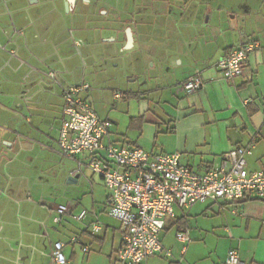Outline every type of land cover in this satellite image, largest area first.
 <instances>
[{
  "label": "crops",
  "instance_id": "obj_1",
  "mask_svg": "<svg viewBox=\"0 0 264 264\" xmlns=\"http://www.w3.org/2000/svg\"><path fill=\"white\" fill-rule=\"evenodd\" d=\"M70 40L76 54L68 53ZM249 42L259 47L244 75L224 79L217 62ZM23 69L31 86L15 96V76ZM129 71L126 86L121 76ZM197 74L204 87L189 94L183 84ZM70 78L78 81L66 86ZM82 83L91 85L84 96L93 107L98 102L104 113L109 107L134 112L130 125L142 119L133 125L137 137L124 136L122 147L179 153L181 163L199 174L222 167L227 153L245 147L252 152L246 170H264V0H0V87L10 86L2 94L8 100L23 97L28 113L22 121L18 101H0V264H54L57 242L65 244L68 264H120L123 233L109 214L110 193L97 208L79 199L58 205L59 184H50L64 179L63 171L49 170L50 159L64 157L58 144L62 92ZM102 119L110 124L108 144L118 146L111 131L119 117L108 112ZM83 161L89 163L88 155L78 156L68 180L78 176L80 182ZM199 204H205L199 215L214 221L210 231L192 235L202 241L209 238L203 232L211 234L214 249L192 243L187 250L188 243L178 241V251L166 242L173 226L176 235L189 229L188 216L175 212L160 234L171 257L163 252L145 264H226L231 250L242 264H264V200L249 195L235 203ZM60 205L69 213L55 222ZM84 209L87 217L76 221L73 215ZM94 226L101 228L95 235Z\"/></svg>",
  "mask_w": 264,
  "mask_h": 264
},
{
  "label": "built area",
  "instance_id": "obj_2",
  "mask_svg": "<svg viewBox=\"0 0 264 264\" xmlns=\"http://www.w3.org/2000/svg\"><path fill=\"white\" fill-rule=\"evenodd\" d=\"M258 47L249 42L222 57L217 67L223 78L242 77L250 55ZM183 87L187 93H195L204 87V80L197 74L187 79ZM90 88L89 83H82L63 90L58 144L64 156L88 155L87 168L103 179L110 193L109 214L121 223L123 240L117 251L120 264H145L163 252L171 257V251L164 250L160 234L167 221L175 217L176 208L188 210L207 201L235 203L249 195L264 200V170H246L250 148L231 150L222 167L199 174L181 163L179 153L155 154L141 147L105 144L110 124L98 116L84 96ZM57 213L55 222L68 214L69 208L60 205ZM87 214L84 209L73 218L83 221ZM100 231L99 226L92 229L94 235ZM177 239L183 244L191 242L188 231H180ZM76 242V238L71 240ZM64 248L62 242L54 245V264H68ZM226 264H242L237 250L228 253Z\"/></svg>",
  "mask_w": 264,
  "mask_h": 264
},
{
  "label": "rangeland",
  "instance_id": "obj_3",
  "mask_svg": "<svg viewBox=\"0 0 264 264\" xmlns=\"http://www.w3.org/2000/svg\"><path fill=\"white\" fill-rule=\"evenodd\" d=\"M81 36L76 35L74 39L80 40ZM68 48V53L70 52H74L75 54L77 53V48H75L74 46V40H70V42L67 45ZM74 64L75 66L80 70H82L83 68V62L80 60V58H75L74 60ZM133 67V64L131 65ZM136 65L134 66L133 69H135ZM132 69V68H131ZM133 70H131L132 72ZM23 74H18L15 76V82H16V86L18 87H14V91L15 96H18L21 93H25L26 92V88H30V83L28 82L27 84L25 83V79L23 77H25V70L23 69ZM131 72H126L125 75L121 76L124 84L126 86L131 85L129 83V76L131 75ZM136 72V69H135ZM6 74V72L4 73ZM133 76H137L136 74H133ZM79 78V77H77ZM89 80V79H88ZM65 85L67 86L69 83L70 84H75L78 80L76 78H70V80L68 81L67 79L64 80ZM124 85V87H125ZM28 86V87H27ZM123 87V88H124ZM10 89V86H5L2 85L0 87V101L1 102H5L8 103L9 101H13L14 103L16 101H18V103L20 102V107L18 106V103L14 104L17 107L18 111H22L23 114L21 113V115H18V117L22 120L25 121V115H27V108L26 105L24 103V99L23 97H16L15 99H10L8 100L7 97H3L4 95L3 92H8ZM121 90V89H120ZM15 100V101H14ZM121 102V101H120ZM123 102V101H122ZM131 105L134 107V104L136 105V102H132L130 101ZM115 103L112 102V105H114ZM58 108V107H57ZM94 108L98 114V116H100V118H105L106 114L108 112H111V114L113 116H117L119 117L120 121L118 122V125L113 126V130L111 132L114 133V135H112L111 138H114V140L119 141L118 146H121V139L124 138V136H129L132 139H135L137 137V133L135 131H133L134 128L131 127L130 123H129V118L132 114H134V112H131V115L126 114V112L123 111H118L116 109H113L111 107H109V109L104 113L103 112V107L102 105H100L98 102H95L94 104ZM61 110V105L59 104V110H55L54 114L57 117L60 114ZM104 120V119H103ZM129 123V124H128ZM136 123V122H134ZM28 127H30V125L25 124ZM46 133L48 134H52V137H54V140L57 139V134L56 132H52L50 129H44ZM120 136V137H119ZM110 142L109 137H106L105 139V144H108ZM55 143V142H53ZM143 148V147H141ZM144 149V148H143ZM147 150V149H146ZM88 162V161H87ZM87 162H84V164H87ZM78 167V157L77 158H71V157H67L64 156L62 157L61 155L54 159L53 161L50 159V163H49V170H54V171H63L64 174V179L63 181L61 179H59V181H54L52 179H50V184L53 186L54 184H59L58 187H55L58 189V191L56 192V202L57 204H66L69 200L70 201H77V199L81 200L84 202V204L86 205V207L88 209H92L93 208V202H94V206L95 208H97V203H103V199L104 197L109 193V191L107 190V188L105 187L104 181L103 179L96 174H93V172L91 170H89L87 167H83V175L82 178L80 180L79 183L77 184H69L68 183V179H67V173L68 171H70L71 169ZM53 188V187H52ZM54 188V189H55ZM205 204H195L194 206H192L190 208V210L185 211V213L179 211L178 209H176V212L178 213V215H182L185 214L186 216H188V222H189V229L187 230L190 235H192V233H201L202 230H209L212 227V223H213V216H206L205 215H199L200 211L203 209V206ZM67 206V205H65ZM58 216V214H57ZM210 231V230H209ZM177 229L176 227H172L166 234V242L168 243H172L173 245H176L177 247H179L178 251L180 249L183 248L182 244H179L178 239H177ZM204 237H209L208 239L202 240L201 239H197V241L194 239V236L192 235L191 237V242H189L186 246H187V250L189 249L190 245H193L192 243H195L199 248L204 249L205 252L210 251L211 249H214V246L216 245V239L214 237H211V234H208L207 232H203L202 233ZM164 234H162L163 237ZM221 246V245H220ZM220 249V248H219ZM200 250V249H199Z\"/></svg>",
  "mask_w": 264,
  "mask_h": 264
},
{
  "label": "trees",
  "instance_id": "obj_4",
  "mask_svg": "<svg viewBox=\"0 0 264 264\" xmlns=\"http://www.w3.org/2000/svg\"><path fill=\"white\" fill-rule=\"evenodd\" d=\"M135 95H138V94H133V96H135ZM138 121L142 122V119H134V120H133V122H136V123H137ZM136 123H134V124L132 123V124H131V127L133 128V125H135ZM184 223H185V220L182 219V224H184ZM172 264H177V263H172Z\"/></svg>",
  "mask_w": 264,
  "mask_h": 264
},
{
  "label": "water",
  "instance_id": "obj_5",
  "mask_svg": "<svg viewBox=\"0 0 264 264\" xmlns=\"http://www.w3.org/2000/svg\"><path fill=\"white\" fill-rule=\"evenodd\" d=\"M78 176L77 177H70L69 180H68V183L69 184H73V183H77L78 182Z\"/></svg>",
  "mask_w": 264,
  "mask_h": 264
}]
</instances>
